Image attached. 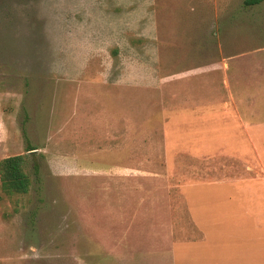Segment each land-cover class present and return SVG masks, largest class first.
<instances>
[{
    "label": "rangeland",
    "instance_id": "1",
    "mask_svg": "<svg viewBox=\"0 0 264 264\" xmlns=\"http://www.w3.org/2000/svg\"><path fill=\"white\" fill-rule=\"evenodd\" d=\"M244 1L0 0V160L32 180L0 177V264H264V193L218 183L264 176V2ZM65 41L92 48L80 81Z\"/></svg>",
    "mask_w": 264,
    "mask_h": 264
},
{
    "label": "crops",
    "instance_id": "2",
    "mask_svg": "<svg viewBox=\"0 0 264 264\" xmlns=\"http://www.w3.org/2000/svg\"><path fill=\"white\" fill-rule=\"evenodd\" d=\"M139 47V46H138ZM62 49H64V50H62L61 51V55H60V68H59V73H60V75L63 77V78H65V82H67L68 80H70L71 82L72 81H77V80H82V78H84V77H82V75H80V73L82 72V70H84V67H83V65H84V62L85 63H90L89 61L91 60V59H93L92 58V55H93V53H92V48L90 49V51H89V48H86V49H83L82 50V52H79L77 49H71L70 47H68V45H67V43H66V41L64 42V47L62 48ZM88 49V50H87ZM72 50V51H71ZM89 51L88 53H86L85 51ZM95 51V50H94ZM138 53L140 54L141 53V50L139 49L138 50ZM68 60L70 61V63L68 62ZM65 61V62H64ZM67 63L68 64H70L71 65V69H70V73L69 74H67L66 73V69H67ZM83 67V68H82ZM126 69H128V67H126ZM65 70V74H63V71ZM84 71H86V70H84ZM72 72H75L74 74L72 73ZM77 72V73H76ZM74 75V76H73ZM81 78V79H80ZM76 83H78V82H76ZM79 83H81L80 84V86H84V83H86V84H88V85H90L91 84V82H79ZM140 83V82H139ZM145 83V82H144ZM90 86H92V85H90ZM208 90H210V89H208ZM215 91L213 90V88L208 92L209 93V95H211V97H214L215 96V93H214ZM87 93V92H86ZM207 114H211L210 112L209 113H207V111H203L202 112V116H203V118H205L206 116H207ZM196 115H198V114H196ZM200 115V114H199ZM195 116V115H194ZM208 117H210V116H208ZM211 117H214V116H212L211 115ZM217 117H220V116H217ZM198 118V117H197ZM255 177V176H254ZM260 179V180H259ZM255 178V180L253 181L254 183L253 184H250V183H245L246 181H248V180H246V181H244V180H242L240 183L238 182V183H236V184H233L232 182L230 183V182H225L224 180L222 181V182H220L219 180V182L218 183H221V184H223V183H226V184H231V185H234V186H238V185H243V187L245 188V189H247V191H252V194L251 193H247V194H249L250 196H251V199L254 197V195H256V191H258V196L261 198L262 196H263V194L262 193H264V187L263 186H261V184H260V182H263L264 181V176H263V178ZM217 180V179H216ZM229 181V180H228ZM249 182H251L250 180H249ZM218 183H216V184H218ZM201 186H204V185H194V188H196V187H201ZM261 195V196H260ZM199 195H194L193 197H198ZM232 198H234V196L232 197ZM202 200H203V203L205 202L204 200H205V196H203V198H202ZM199 199H192L191 200V203L188 201V203H189V205H190V210H191V213H192V215H193V217H194V221H196V224L198 225H200L201 226V228L204 226V223L202 222V215L200 216L197 212H198V210H197V205L199 204V203H201L202 204V201L201 202H199ZM261 202V205H264V202L261 200L260 201ZM197 210V211H196ZM202 212H204L205 210H204V207H203V209H200ZM257 226L258 227H260V225L259 224H257ZM203 229V228H202ZM203 230H205V229H203Z\"/></svg>",
    "mask_w": 264,
    "mask_h": 264
},
{
    "label": "trees",
    "instance_id": "3",
    "mask_svg": "<svg viewBox=\"0 0 264 264\" xmlns=\"http://www.w3.org/2000/svg\"><path fill=\"white\" fill-rule=\"evenodd\" d=\"M264 0H245V6H256ZM26 136V134H25ZM36 150L28 144L27 151ZM29 155H12L0 160V177L3 192L9 197L26 195L32 186L30 175L26 172V163Z\"/></svg>",
    "mask_w": 264,
    "mask_h": 264
},
{
    "label": "water",
    "instance_id": "4",
    "mask_svg": "<svg viewBox=\"0 0 264 264\" xmlns=\"http://www.w3.org/2000/svg\"><path fill=\"white\" fill-rule=\"evenodd\" d=\"M35 152H36V150L30 151V153H35Z\"/></svg>",
    "mask_w": 264,
    "mask_h": 264
}]
</instances>
